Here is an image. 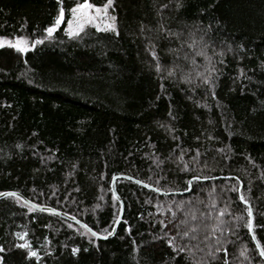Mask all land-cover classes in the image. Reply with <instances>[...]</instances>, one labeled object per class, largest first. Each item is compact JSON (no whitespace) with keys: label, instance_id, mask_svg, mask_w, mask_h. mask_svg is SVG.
I'll list each match as a JSON object with an SVG mask.
<instances>
[{"label":"trees","instance_id":"1","mask_svg":"<svg viewBox=\"0 0 264 264\" xmlns=\"http://www.w3.org/2000/svg\"><path fill=\"white\" fill-rule=\"evenodd\" d=\"M75 2L63 0L65 20L49 37L58 0H0V39L34 45L0 48V193L74 217L98 236L112 232L120 213L113 176L167 195L116 179L124 209L106 240L16 196L0 198V264H224L221 246L229 264H264L238 198L248 199L264 247V0H112L114 32L86 26L70 38ZM212 65L209 89L196 73ZM193 176L202 179L185 193ZM212 200L215 208L205 207ZM190 211L196 240L174 227H186L179 221ZM166 232L194 255L173 251Z\"/></svg>","mask_w":264,"mask_h":264},{"label":"snow or ice","instance_id":"2","mask_svg":"<svg viewBox=\"0 0 264 264\" xmlns=\"http://www.w3.org/2000/svg\"><path fill=\"white\" fill-rule=\"evenodd\" d=\"M58 4H60V8L58 10V14L57 16L54 18V21L51 25H49L48 27H46L44 29V31L47 33V35L50 37L54 31H56V29L61 26L62 22L65 20V9L63 7V0H58ZM112 6V0H106L105 3H103L101 6H97L95 3L90 2V0H76V2L74 3V5L68 10V12L70 13L69 18L67 19V26L64 28V31L66 33V35H68L70 38H75L78 37L82 32H84L86 26H91V27H95L96 31H115L116 30V25H115V20L116 17L115 16H111L109 14V9ZM162 7H166V5H162ZM170 35H175L177 37V39H180V34H173L170 33ZM201 39H203V37H201ZM34 43H40V41H35ZM195 45V40H192L191 43H186V47L188 48H192ZM2 46V45H0ZM11 47H14L18 52L20 53H24L25 51L28 50V42L23 38V37H18L15 41V43H12L10 45ZM34 46V45H33ZM205 47H207L205 45ZM172 51H176V50H172ZM150 54L152 55V58L154 61H156L155 64V70L157 71V73H160L161 71H163L162 66L159 62V57L155 51V46L154 45H150ZM196 55H201L204 56V58L206 60L209 59V57L206 55V53L201 50L200 52L196 53ZM185 58L187 59L188 56L186 54ZM193 64H195V61H192ZM221 63H223V61H221ZM179 67V65H175L173 66V69L168 70V75L169 76H173L176 74L175 69ZM216 69L215 66L212 65L211 68L209 70H207L206 72H197L196 73V78L199 79L203 84L208 85L209 89L212 88V81L214 79L213 74L215 73ZM184 80L191 84L192 78H191V74H188L186 76H184ZM161 87L163 88V84H161ZM197 87H199V84L197 85ZM215 94L213 93V98H214ZM199 155V154H197ZM180 159H183V156L181 155ZM251 162V161H250ZM189 166L187 164H185L184 168L182 169V171H189ZM113 180H116L117 177L113 176L112 178ZM130 179V178H129ZM202 179L199 176H193L191 180L187 181V185L188 187L185 189V191H189L192 188V183L193 181ZM206 179V178H204ZM227 179V178H226ZM137 184H142V181H136ZM239 183V182H237ZM144 187H149L151 188V185L145 184L143 185ZM155 192H160L161 189L160 188H154L152 189ZM232 191H235L237 193L240 192V189L238 186H233ZM209 195L211 196L212 193H209ZM0 196H11V197H15L16 193H0ZM239 200L246 206L245 210L247 212V217H246V223L243 225L244 227L247 228L248 233L251 235V239L253 242H256V248L259 252V255L264 258V247H261V244L257 241L256 235L254 233V225H253V209L251 206H249V201L248 199L243 195L240 194L239 195ZM113 199L116 200L118 199V197L116 196L115 193H113ZM205 207H211V208H215V201L212 200L210 204L205 205ZM29 211H32V208H29ZM49 211H54L49 209ZM169 211L171 212L172 209H169ZM228 212L227 208L221 209L218 213H217V218L219 219L220 217H222L225 213ZM201 216H203V213H201ZM73 219H75L73 217ZM115 219L118 221L119 217H115ZM173 219H175V213H173ZM198 217L195 215L194 212H188L187 213V218L184 220L179 221V224H183L186 227L184 228H179V225H174V227L178 228V231L176 233V235L183 239V238H188L189 240H196L197 239V228L194 226H191L189 224V220H197ZM236 220H243L244 217L240 216V217H236ZM169 223H171L172 221H168ZM161 227H165V221L161 220L159 221ZM220 224H225V221L223 220H219ZM72 225H69V227H71ZM85 228H87V225H84ZM217 230H222V231H229V229L227 227H224L223 229H220L219 226H217ZM93 235H96V233H92ZM18 238L23 240L24 239V235L20 234L18 235ZM165 238L167 239V243L170 247H172L173 251L175 252H189V253H193V248L192 247H188V246H178L175 244V240L172 236H170L167 232L165 233ZM207 238V237H205ZM217 243L220 244L221 241L217 240ZM19 247H29L26 243L25 244H21L19 245ZM194 247V246H193ZM77 250L73 249V253H75ZM216 251H224L225 252V259H224V264H229L228 259H227V250L223 249V247H219L216 249ZM247 251V249H243L240 252L241 256H245V252ZM213 258H215V253H210ZM28 255L31 256H36L37 254L34 251H29ZM194 255V253H193ZM194 264H198V262L194 261Z\"/></svg>","mask_w":264,"mask_h":264},{"label":"water","instance_id":"3","mask_svg":"<svg viewBox=\"0 0 264 264\" xmlns=\"http://www.w3.org/2000/svg\"><path fill=\"white\" fill-rule=\"evenodd\" d=\"M63 23V22H62ZM62 25V24H61ZM60 27V26H59ZM117 177V179L118 178H123V179H126V180H132V181H134V182H136V180L135 179H132V178H130V177H128V176H123V175H117L116 176ZM130 178V179H129ZM139 185H141V186H143V185H145V184H139ZM144 187V186H143ZM146 189H148V190H151V191H153L152 189H154L153 187H151V188H149V187H145ZM111 190H112V193H115L116 194V196L118 197V201H119V203H120V206H121V209H120V213H119V220L118 221H116V223H115V225H114V227H113V230H112V232L109 234V235H107V236H98V235H94L96 238H98V239H100V240H106V239H108V238H111V237H113L114 236V234H115V231H116V229H117V226H118V224H119V222H120V220L122 219V214H123V209H124V206H123V202L121 201V199H120V197L117 195V193H116V189H115V180H113L112 182H111ZM190 191V190H189ZM189 191H186L185 193H188ZM4 193H16V192H4ZM157 193H159V194H162V195H167L165 192L163 193V192H157ZM3 197H6V196H0V198H3ZM16 197H18L22 202L24 201V203L25 204H27V205H29V206H31L32 208H34V209H37V210H41V211H49V209L50 208H48V207H44V206H38V205H35V204H33L32 202H30L29 200H27L26 198H24L23 196H21L20 194H18V193H16ZM51 210H53V209H51ZM49 212H51V213H56V214H58V215H60L62 218H65V219H67V220H69V221H71V222H74V223H76V224H79V225H81V226H83L84 227V225L81 223V222H79L78 220H75V219H73L72 217H68V216H66V215H64V214H62V213H60V212H58V211H49ZM87 230H88V232L89 233H93L90 229H88V228H86ZM251 236V235H250ZM254 244H255V246H256V242H254ZM257 249V248H256ZM258 252V251H257ZM263 260H264V258H262Z\"/></svg>","mask_w":264,"mask_h":264},{"label":"rangeland","instance_id":"4","mask_svg":"<svg viewBox=\"0 0 264 264\" xmlns=\"http://www.w3.org/2000/svg\"><path fill=\"white\" fill-rule=\"evenodd\" d=\"M109 14L112 16V14L110 13V11H109ZM66 26H67V24H66ZM16 39L17 38H14V39H0V45H2V46H0V48L1 47H4V45L5 46H10L12 43H15ZM32 46L33 45H30V42H28V49H30Z\"/></svg>","mask_w":264,"mask_h":264}]
</instances>
